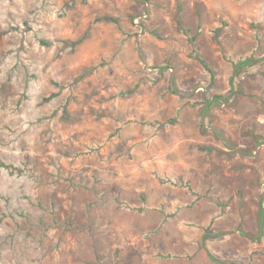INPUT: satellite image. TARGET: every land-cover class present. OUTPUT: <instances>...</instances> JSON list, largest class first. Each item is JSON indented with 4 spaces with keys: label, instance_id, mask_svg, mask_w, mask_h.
Returning <instances> with one entry per match:
<instances>
[{
    "label": "rangeland",
    "instance_id": "obj_1",
    "mask_svg": "<svg viewBox=\"0 0 264 264\" xmlns=\"http://www.w3.org/2000/svg\"><path fill=\"white\" fill-rule=\"evenodd\" d=\"M213 259L264 264V0H0V264Z\"/></svg>",
    "mask_w": 264,
    "mask_h": 264
},
{
    "label": "trees",
    "instance_id": "obj_2",
    "mask_svg": "<svg viewBox=\"0 0 264 264\" xmlns=\"http://www.w3.org/2000/svg\"><path fill=\"white\" fill-rule=\"evenodd\" d=\"M255 62H256L255 59L253 57H250V58H248L246 60H243V61L235 64V66H234V77H233V79L235 80L240 75V72L244 68H246L248 66L254 65ZM204 239H205V241H208V240H219V239H221V236L218 235V234H212V233L206 232L204 234ZM214 261L217 262L218 264H223L221 262H218L217 260H214Z\"/></svg>",
    "mask_w": 264,
    "mask_h": 264
},
{
    "label": "built area",
    "instance_id": "obj_3",
    "mask_svg": "<svg viewBox=\"0 0 264 264\" xmlns=\"http://www.w3.org/2000/svg\"><path fill=\"white\" fill-rule=\"evenodd\" d=\"M135 21H136V23L139 25V20H138L137 18H136V20H135Z\"/></svg>",
    "mask_w": 264,
    "mask_h": 264
}]
</instances>
